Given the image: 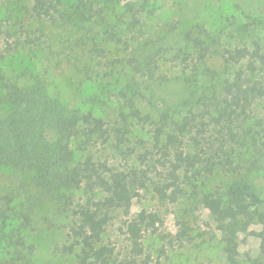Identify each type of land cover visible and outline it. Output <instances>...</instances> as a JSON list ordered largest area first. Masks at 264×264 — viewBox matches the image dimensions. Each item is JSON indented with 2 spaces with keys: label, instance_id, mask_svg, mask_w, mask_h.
I'll return each instance as SVG.
<instances>
[{
  "label": "trees",
  "instance_id": "1",
  "mask_svg": "<svg viewBox=\"0 0 264 264\" xmlns=\"http://www.w3.org/2000/svg\"><path fill=\"white\" fill-rule=\"evenodd\" d=\"M107 1L30 0L29 11L66 25L62 53L87 61L85 72L98 87L92 100L115 105L112 123L53 96L44 78L26 68L6 71L7 54L44 48L40 35L7 40L0 50V243L23 244L37 201L46 198L68 219L60 252L78 264H160L145 245L148 234L159 233L156 217L146 209L133 213V201L151 192L179 203L188 194L194 205L178 209L177 239L194 240L198 209L205 207L225 264H242L237 247L251 225L261 227V247L246 260L264 264V191L256 185L264 170L263 44L222 46L200 20L179 33L176 21L143 39L147 2L117 0L109 7ZM120 45L126 53L110 58L109 49ZM213 57L223 70L210 68ZM174 79L191 95L177 106L154 107L150 82ZM98 140L111 146L117 164L92 149ZM5 170L14 183L3 180ZM116 212L125 216L123 249L104 240ZM15 249L0 264H28L18 262L23 256Z\"/></svg>",
  "mask_w": 264,
  "mask_h": 264
},
{
  "label": "rangeland",
  "instance_id": "2",
  "mask_svg": "<svg viewBox=\"0 0 264 264\" xmlns=\"http://www.w3.org/2000/svg\"><path fill=\"white\" fill-rule=\"evenodd\" d=\"M128 1L130 0H122V3ZM144 1L151 9L148 16L144 17L149 28L144 29L143 39L148 38V35H152V33L164 34L168 32L176 21L179 22L176 33H179L193 22L200 20L222 46L232 42L254 39L260 41L264 46V0ZM116 3H118L117 0L107 1L109 7ZM30 6V0H0V50H5L7 40L14 41L17 38L24 40L28 33L32 36L40 35L42 40H45V42L40 41L41 46H44L43 49L7 54L4 64L6 71H20L26 68L28 72L44 78L48 91L53 96L59 97L70 106L83 110L91 109L95 115L112 123L117 117L115 105L96 103L92 100L93 95L98 92V87L91 80L90 74L85 72L84 67L87 61L76 55L68 59L62 53L63 41L69 38L66 25L53 26L45 20L32 16L29 11ZM96 6L98 7L99 4ZM243 8L246 9L244 15ZM72 24L73 22L70 23V26ZM140 43L141 39L135 46L141 47ZM121 46H112L109 49L110 58L126 53ZM208 65L215 70L224 69V64L222 65L217 57L208 61ZM149 87L153 94L154 107L177 106L185 97L191 95V90L180 79H174L167 83L152 81ZM141 134L144 133L141 132ZM100 143L101 140L96 141L92 149L95 148L97 154H102L103 158H107L110 163L117 164L120 159L114 156L111 146ZM4 175L3 180L5 179L4 181L7 183L11 179H13V183L14 179L17 180L7 170L4 171ZM258 176L256 185L264 191V170ZM26 186L30 189L29 185ZM82 193L78 191L77 197ZM99 195L96 194L95 197L98 198ZM189 202L194 205V201L188 194H185L179 203L161 201L151 192L141 193L134 199L132 212H140L143 209L151 211L159 226L158 234L146 236V247L155 258L159 256L160 264H225L223 244L219 238H211V228L214 224L205 207L198 209L199 220L193 231L194 240L183 243L176 238V234L181 229L177 218L178 209ZM124 220V215L118 212L114 213V217L104 233V240L115 242L117 249H123L127 244L125 235L121 231ZM260 228V225H251L248 227L247 234L242 235L243 239L237 247L242 264H252L246 260L247 254L254 257L258 255L261 239L257 233ZM67 229L68 219L66 216L58 213L50 200L42 198L37 201L31 223L24 229L25 242L17 245L16 249L14 246H7L8 250L5 244L0 243V262L5 261L8 251L20 248L19 254L23 258L18 260L19 263L78 264L73 255L60 252V247L64 242H67ZM206 231L210 233H205ZM163 235L166 238H163ZM170 240H174L172 245L168 242Z\"/></svg>",
  "mask_w": 264,
  "mask_h": 264
}]
</instances>
